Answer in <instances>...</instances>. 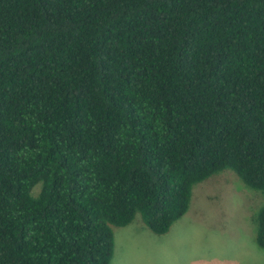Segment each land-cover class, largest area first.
<instances>
[{
    "label": "trees",
    "instance_id": "16d2710c",
    "mask_svg": "<svg viewBox=\"0 0 264 264\" xmlns=\"http://www.w3.org/2000/svg\"><path fill=\"white\" fill-rule=\"evenodd\" d=\"M224 169L264 193V0H0V264H109Z\"/></svg>",
    "mask_w": 264,
    "mask_h": 264
},
{
    "label": "rangeland",
    "instance_id": "374dc122",
    "mask_svg": "<svg viewBox=\"0 0 264 264\" xmlns=\"http://www.w3.org/2000/svg\"><path fill=\"white\" fill-rule=\"evenodd\" d=\"M263 204L264 193L221 170L193 186L187 211L167 233H152L139 213L116 228L109 264H264L254 239Z\"/></svg>",
    "mask_w": 264,
    "mask_h": 264
}]
</instances>
